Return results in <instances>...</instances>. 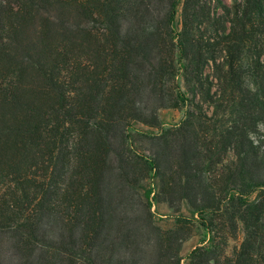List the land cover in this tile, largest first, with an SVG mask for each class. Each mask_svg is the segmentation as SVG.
Returning a JSON list of instances; mask_svg holds the SVG:
<instances>
[{"label": "trees", "instance_id": "trees-1", "mask_svg": "<svg viewBox=\"0 0 264 264\" xmlns=\"http://www.w3.org/2000/svg\"><path fill=\"white\" fill-rule=\"evenodd\" d=\"M153 176L207 237L186 264H264V0H0V234L17 264H135L114 196L132 204ZM186 237L168 256L158 236L155 264H182Z\"/></svg>", "mask_w": 264, "mask_h": 264}, {"label": "rangeland", "instance_id": "rangeland-1", "mask_svg": "<svg viewBox=\"0 0 264 264\" xmlns=\"http://www.w3.org/2000/svg\"><path fill=\"white\" fill-rule=\"evenodd\" d=\"M231 4L233 0H226ZM180 7L177 9L175 25L180 29ZM159 117L163 123H178L183 113L176 108H161L158 111ZM134 127L141 132L157 133L158 129L144 125L140 122L134 121ZM132 148L140 154L150 156L151 143L147 138L138 133L132 132L131 134ZM107 187L112 188L113 180L109 177ZM152 189V196L154 202L150 208L152 218L146 217V209L142 205V194L147 188ZM164 199V195L160 192V181L156 176L147 177L143 179L134 191V196L131 203H124L116 199L114 196V206L116 212V220H122L124 223L129 224L131 229V236L128 238V248L121 247L125 258L128 261L133 260L135 264H155L157 261L158 249V236L167 244V238H172L169 250L166 251L168 256L175 254V248L179 243V235H187L186 239L181 243L178 251V256L181 258V263H188V254L198 246L207 247L209 244L206 241L205 233L201 230L198 224L194 221L181 222L182 226H178L177 216L182 215L190 220L195 219L196 215L192 214L188 209L185 200L173 199L168 203ZM146 217V218H145ZM152 219V220H151ZM180 227V230H178ZM170 230L171 232H168ZM176 232L178 235L173 237ZM243 230L239 227L236 234L228 240L226 248L227 253L237 248L243 239ZM205 240V241H204ZM204 241V242H203ZM19 254L15 251L10 243L6 234H0V264H17Z\"/></svg>", "mask_w": 264, "mask_h": 264}]
</instances>
